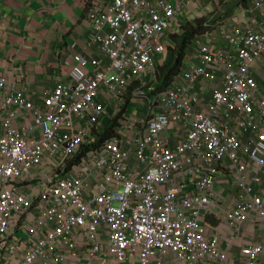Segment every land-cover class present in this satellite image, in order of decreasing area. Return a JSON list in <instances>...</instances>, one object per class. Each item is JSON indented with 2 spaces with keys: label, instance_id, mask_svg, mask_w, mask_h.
Returning <instances> with one entry per match:
<instances>
[{
  "label": "built area",
  "instance_id": "built-area-1",
  "mask_svg": "<svg viewBox=\"0 0 264 264\" xmlns=\"http://www.w3.org/2000/svg\"><path fill=\"white\" fill-rule=\"evenodd\" d=\"M223 1L92 2L68 81L35 101L0 74V264H264V0L152 94L183 18Z\"/></svg>",
  "mask_w": 264,
  "mask_h": 264
},
{
  "label": "crops",
  "instance_id": "crops-1",
  "mask_svg": "<svg viewBox=\"0 0 264 264\" xmlns=\"http://www.w3.org/2000/svg\"><path fill=\"white\" fill-rule=\"evenodd\" d=\"M107 1L0 0V74L11 81L22 76L19 80L21 87L35 101L51 91L58 80L68 81L74 53H84L82 47L90 38L89 6L92 2L105 4ZM246 9H241L233 17L240 20ZM75 42L78 43L77 47L71 49ZM196 63L197 56L193 52L187 55L183 70ZM112 111L110 109L109 113ZM143 112L141 110L138 115ZM106 123L107 119L103 122L104 127ZM250 175L251 172H245L244 179L249 181ZM258 177L260 182L255 183L254 189L260 193L264 191V172H259ZM220 178L221 184L218 186L226 194H238L232 172H222ZM207 222L213 224L214 232L219 234L222 248H231L230 254H236L241 245L254 243L244 233L245 241H233L230 247L229 227L212 217H208Z\"/></svg>",
  "mask_w": 264,
  "mask_h": 264
},
{
  "label": "trees",
  "instance_id": "trees-1",
  "mask_svg": "<svg viewBox=\"0 0 264 264\" xmlns=\"http://www.w3.org/2000/svg\"><path fill=\"white\" fill-rule=\"evenodd\" d=\"M250 0H242L243 3H247ZM206 20H197L195 22L186 21L179 32H174L170 38L175 44L171 50V55L166 64L160 66L158 69L157 82L154 85L152 94L161 92L169 87L175 78L181 74L185 67L186 58L188 55V49L192 45V42L197 36L203 35L209 30ZM116 120L112 123L107 121L106 123V135H110L111 128L114 127Z\"/></svg>",
  "mask_w": 264,
  "mask_h": 264
},
{
  "label": "rangeland",
  "instance_id": "rangeland-1",
  "mask_svg": "<svg viewBox=\"0 0 264 264\" xmlns=\"http://www.w3.org/2000/svg\"><path fill=\"white\" fill-rule=\"evenodd\" d=\"M255 1L256 0H250L247 3H243L242 0H224L223 2H219V3L212 2L210 4H204L203 8L200 9L199 14L201 15V17L194 16L191 14L190 17L183 19L185 22L186 21L195 22L199 19L209 21L207 23L209 30L206 31V33L209 35L211 34L218 35L219 29L230 27L229 25L233 16L238 15L241 12V9H245V8L251 9ZM175 32H179V29L175 30ZM202 42H203V38H196L188 49V55H191L193 52L196 53L195 52L196 47L199 46ZM156 75H158V70L156 71ZM141 109H142V105L140 103L134 102L133 105H131V108H129V113L132 115H138ZM118 116L119 118L118 119L116 118V123L114 125L115 127H119L120 122L122 120L121 114H119Z\"/></svg>",
  "mask_w": 264,
  "mask_h": 264
}]
</instances>
